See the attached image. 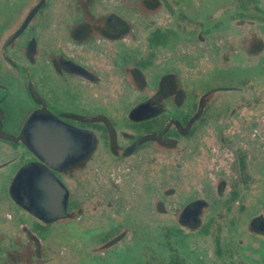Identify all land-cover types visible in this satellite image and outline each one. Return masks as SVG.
Here are the masks:
<instances>
[{"label": "flooded vegetation", "instance_id": "obj_1", "mask_svg": "<svg viewBox=\"0 0 264 264\" xmlns=\"http://www.w3.org/2000/svg\"><path fill=\"white\" fill-rule=\"evenodd\" d=\"M193 1L0 0V264H60L47 246L61 226L113 206L101 228L70 233L101 246L79 264H264V0H195L190 20ZM190 22L211 71L185 49L171 61ZM211 72L213 86L184 87ZM158 152L164 188L143 169ZM97 158L106 177L92 176ZM29 165L44 174L39 212L16 183ZM176 193L175 221L154 227Z\"/></svg>", "mask_w": 264, "mask_h": 264}, {"label": "rangeland", "instance_id": "obj_2", "mask_svg": "<svg viewBox=\"0 0 264 264\" xmlns=\"http://www.w3.org/2000/svg\"><path fill=\"white\" fill-rule=\"evenodd\" d=\"M216 0H205V5L206 8H210L213 2ZM196 1L194 0V7L189 9L190 12V20H195L198 17V10H197V4L195 3ZM207 11V10H206ZM210 15L209 16H213V13L211 14L210 12H208ZM208 15V14H207ZM212 20V18H211ZM190 22V26L189 29L186 33H183V35L179 36L180 41H182V43H178V44H174L173 47H175L173 49V53L171 56V61L174 62H179V60L181 59V57L183 56L184 52L183 50L185 49L186 56L187 58L190 57L191 61H193L192 66L190 67H194V69H200L203 68L204 72L207 71H211L212 70V63H208V61H204L203 62V58H199L200 56H202V50L197 49L196 47L199 46L198 44V35H199V29L197 27L196 24H192ZM182 53V54H181ZM183 58V57H182ZM186 59L183 58V62ZM162 66L157 67V69H161ZM175 69V66L173 65V68ZM232 72V76H237L239 77L241 74L240 73H236V72H240L239 70L234 71L231 70ZM157 72H159V70H157ZM190 74V73H189ZM214 75L212 74V72L202 81H199V83L193 84V85H188L184 83V87H192L194 89L197 88H203L204 86H213V81H214ZM185 79L188 78L189 80L193 81L196 80V75L191 73L190 76L188 75H184ZM222 78H225L226 76H221ZM207 84V85H206ZM203 86V87H202ZM189 89V88H188ZM14 155V154H13ZM12 155V156H13ZM14 157L17 158V160L15 161V164H20L21 161L18 162L20 158V156L18 154H15ZM157 157L155 161H153V163L147 162V164L145 163L143 165V169H153V177L155 179V183L157 185L161 184V188H164L165 186L162 184H168V180H169V172H167V174L164 172L165 169H169L170 168V158L165 157V155L163 153L158 152L157 155L155 156ZM141 161V160H140ZM95 166H94V170H93V175H102L105 176L106 175V169L104 167L105 165V160L101 159V158H97L95 160ZM133 163H139V161H129V164L132 165ZM129 165V166H130ZM14 166V165H12ZM11 166V167H12ZM128 165H125V167ZM10 167V169H11ZM113 173H115V175H117L116 171L113 169L112 170ZM114 175V176H115ZM145 174H143L142 172L138 175V180L137 183L139 182V184H143L145 181ZM78 177L81 179H86L87 177L89 178L90 175L88 174V169H85L83 171L78 172ZM106 177V176H105ZM87 178V179H88ZM103 181V180H102ZM174 182V181H173ZM99 187H100V183ZM179 187H181V182H179ZM84 194V193H83ZM173 199V206H172V210L173 212H169V213H164V211L162 212H157L154 214V221L153 222V226L154 227H159L163 228L166 225L173 223L175 221V212L176 210L178 211L179 206L181 205L183 198L182 195L180 193H176L174 194V196L172 197ZM168 209L171 210V207L168 206ZM121 208H116V207H108L106 210L104 208H98V209H93L92 207H87L85 213L83 216H81L80 218H77L76 220H74V222L70 223V224H63L60 228V232L62 234V236L60 237V243L57 245L55 241H50L48 243V247L52 248H57L58 249V253L60 250V264H79V259L85 254L86 250L90 251L93 247L95 248H100V243H98L95 240H91V239H75L73 237H71L70 233L73 232H81L83 231L85 228H92L91 230H93V228H101V226H103L102 224L105 223L106 219L103 218V220L101 219V216H99L100 214H102L103 212L107 213H114L115 211H120ZM153 215V214H152ZM146 227L145 229H140V232H143L145 230V232H154V230H157V228L152 229L150 226ZM95 230V231H100V230ZM157 234V233H156ZM158 235V234H157ZM72 238V239H71ZM156 241L157 243H160V241H162L161 238H157L156 237ZM133 242H137V245H141V244H148V241H144V240H133V239H125L123 240V242L118 246L119 248L121 247H128V246H133ZM137 245L134 244V246L136 247ZM84 253V254H81ZM84 257V256H83ZM85 263V262H84Z\"/></svg>", "mask_w": 264, "mask_h": 264}, {"label": "water", "instance_id": "obj_3", "mask_svg": "<svg viewBox=\"0 0 264 264\" xmlns=\"http://www.w3.org/2000/svg\"><path fill=\"white\" fill-rule=\"evenodd\" d=\"M29 173L30 176V180L29 182L24 179V176L26 173ZM44 174L40 172V170L37 168V166L35 165H29L27 167H25L22 171L19 172L17 179H16V183H21V181H26L28 183V193H27V198L30 201L28 203V205H26L27 207H29V209H31L34 212H39L41 210V206L42 204L39 202V194H38V187H39V183H38V179L40 177H42ZM46 177V185H49L51 187V191L52 193H59L62 196V199L64 198V194L66 196V191L64 190V187L62 186V184L58 181V180H53L48 176ZM44 185V186H46Z\"/></svg>", "mask_w": 264, "mask_h": 264}]
</instances>
